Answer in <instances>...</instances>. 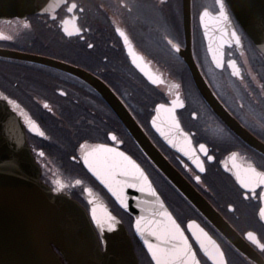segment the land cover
Listing matches in <instances>:
<instances>
[{
	"label": "flooded vegetation",
	"instance_id": "1",
	"mask_svg": "<svg viewBox=\"0 0 264 264\" xmlns=\"http://www.w3.org/2000/svg\"><path fill=\"white\" fill-rule=\"evenodd\" d=\"M72 2L76 7L70 12ZM191 4V50L201 73L228 111L264 143V55L227 0H191ZM74 16L79 33L68 36L62 22ZM13 20L33 37L24 43L16 38L0 40V47L53 57L104 81L167 159L236 230L250 252L264 261V181H251L252 171L264 174V153L225 124L200 93L188 62L179 52L188 46L183 0H68L54 16L38 14L4 22ZM206 33L213 35L218 45L224 43L221 67L208 51ZM206 57L214 75L207 69ZM14 64L21 74L15 73L13 79L21 76L20 81L11 80L8 66ZM2 67L0 97L12 103L24 123L31 120L39 126V134L27 129L28 140L42 179L56 192L69 194L89 210V190L118 214L110 196L84 167L82 157L100 143L120 147L151 178L157 173L170 186V204L164 199L186 230L202 264L216 263L189 233V221H197L209 233L226 264H261L237 247L168 181L118 113L90 84L38 63L5 59ZM17 94L28 98L29 104L13 100L11 96ZM158 105L175 113L204 164V172L154 129L152 119ZM240 165L244 167L240 175L245 185L236 177Z\"/></svg>",
	"mask_w": 264,
	"mask_h": 264
},
{
	"label": "water",
	"instance_id": "2",
	"mask_svg": "<svg viewBox=\"0 0 264 264\" xmlns=\"http://www.w3.org/2000/svg\"><path fill=\"white\" fill-rule=\"evenodd\" d=\"M227 1L264 55V0ZM67 3L68 0H0V21L26 19L38 14L54 16ZM75 7L76 3L72 2L68 10L73 12ZM183 10L188 46L179 52L188 62L200 93L225 124L264 153V143L228 111L201 73L191 50V0H183ZM62 25L68 36L79 33L75 16L65 18ZM207 43L214 63L221 67L224 43L218 45V40L209 34ZM0 58L56 68L90 84L118 113L140 147L172 185L237 247L264 264L262 258L250 252L241 236L216 208L167 159L99 77L65 61L12 48L0 47ZM156 111L152 119L154 129L173 149L185 154L204 172V164L175 113L162 105H158ZM27 129L39 134L35 122L27 120L24 123L12 103L0 97V264H140L127 226L102 197L87 190L90 205L87 210L72 196L56 192L42 179ZM82 162L115 203L132 216L134 235L153 264H202L186 230L134 157L120 147L100 143L84 152ZM236 170L238 181L245 185L240 175L244 167L240 165ZM252 172L254 178L251 181L257 179L258 183L261 180L263 183L264 174ZM187 227L214 263L219 264L220 259L226 264L216 242L197 221H189Z\"/></svg>",
	"mask_w": 264,
	"mask_h": 264
},
{
	"label": "rangeland",
	"instance_id": "3",
	"mask_svg": "<svg viewBox=\"0 0 264 264\" xmlns=\"http://www.w3.org/2000/svg\"><path fill=\"white\" fill-rule=\"evenodd\" d=\"M18 28L20 29V30H18ZM0 31H1V33H0V40H4V39H6V40H13L14 41V38H16V39H18V41L20 42V43H24L29 37H31V35H32V37H33V33H31V31H29V30H27V29H24L23 27H19L18 26V21L17 20H13V22L12 21H10V22H4V21H0ZM9 31L11 32V33H13V34H11V35H9ZM14 35V36H13ZM16 36V37H15ZM28 50H33V51H35V48H33V49H31V48H28ZM50 51V50H49ZM205 60H206V65H207V69H208V71H209V73H210V75H214V73H213V71H211V68L208 66V59H207V57L205 58ZM9 66H12V65H9ZM8 66V67H9ZM15 67V66H14ZM11 69V68H10ZM3 70V68H0V71H2ZM11 80H16V79H18L19 81L21 80L20 79V77H18V78H14L13 79V77H14V74L15 73H17L18 71H16L15 69H13V71L11 70ZM21 73H17V76H19ZM0 82H2L1 81V79H0ZM22 83H23V80H22ZM1 84L2 83H0V86H1ZM20 84H21V82H20ZM24 84V83H23ZM1 88V87H0ZM17 97H13V96H11L12 98H13V100H16V101H18L19 103H21V104H25V105H27V104H29L28 103V101H27V99L28 98H24V97H22L20 94H17L16 95ZM152 178H153V180L157 183V185H158V187H159V190L161 191V193H163L162 195H164L163 197H165V199L167 200V202L169 203V201H168V199H167V196H168V198H170V192H171V190H170V186L167 184V182L162 178V177H160V175H158L157 173H154L153 175H152ZM164 190V192H163V190ZM111 199V198H110ZM171 199V198H170ZM111 202L113 203V205H114V209L120 214V216H122V218L124 219V221L127 223V225L129 226V229H131L132 228V218L129 216V215H127L126 213H124L122 210H120L119 208H118V206L115 204V202L111 199ZM170 204V203H169ZM173 208H174V206H173ZM176 208V207H175ZM174 208V210L177 212H179L180 213V211L179 210H177L178 208H176L175 209ZM138 256H139V258H140V260H141V262H142V264H152V262L150 261V259H149V257H148V255H147V253L145 252V250H144V252H139V249H138Z\"/></svg>",
	"mask_w": 264,
	"mask_h": 264
},
{
	"label": "trees",
	"instance_id": "4",
	"mask_svg": "<svg viewBox=\"0 0 264 264\" xmlns=\"http://www.w3.org/2000/svg\"><path fill=\"white\" fill-rule=\"evenodd\" d=\"M4 61H5V59L4 58H0V68H3L2 67V64H4ZM15 66V67H14ZM14 66H9V69L10 70H12L13 71V69H17V64H14ZM125 213V212H124ZM128 215V214H127ZM135 241H136V245H137V251H138V249H139V252H144V249H143V247L140 245V243L135 239Z\"/></svg>",
	"mask_w": 264,
	"mask_h": 264
}]
</instances>
